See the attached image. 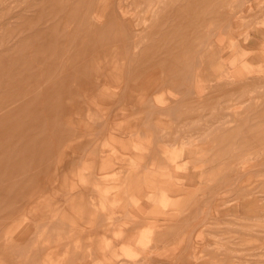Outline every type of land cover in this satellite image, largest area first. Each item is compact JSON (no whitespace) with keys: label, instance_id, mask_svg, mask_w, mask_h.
<instances>
[{"label":"rangeland","instance_id":"374dc122","mask_svg":"<svg viewBox=\"0 0 264 264\" xmlns=\"http://www.w3.org/2000/svg\"><path fill=\"white\" fill-rule=\"evenodd\" d=\"M0 111V264H264V0H0Z\"/></svg>","mask_w":264,"mask_h":264},{"label":"crops","instance_id":"0c3cea01","mask_svg":"<svg viewBox=\"0 0 264 264\" xmlns=\"http://www.w3.org/2000/svg\"><path fill=\"white\" fill-rule=\"evenodd\" d=\"M215 42H216V46L219 47L220 46L219 45L220 40L217 39V37L215 38ZM222 56H223V54H222ZM226 61L227 60H226V58L224 56V58L222 59L221 64L222 65H225L226 68H227V62ZM233 64H234V61H229V65H228L229 66V69H228V72H230V71L232 72V70H234L235 66ZM181 68H182V73H181V79H182V81L185 83L186 86L189 85V87H190V85H191V87L194 88V92H195L196 97L199 96V92L202 90L201 89L200 78L198 77V75H193V73H192V71L190 69V64L189 65H185V66L182 65ZM231 68H233V69H231ZM250 71H252V70L250 69ZM189 72L192 73L191 74L192 76H190ZM106 77L110 78V80H106L105 84H101L100 89H98L97 91L94 90L95 93L93 91V95L90 96V98L94 97V94L97 93V95H98L99 92H102V88L106 87V89H107V88H110L111 86L112 87L114 86L113 79L115 78V76L113 75V73L111 74V72H110V75L106 74ZM190 78H191V81L189 82ZM187 90H189V88H187ZM153 102H155V99H153ZM155 106H152V108L155 109ZM154 109H151V114H152V111H154ZM153 115H154V113H153ZM154 121L156 123L159 122L158 119H155ZM107 130H108V127H107ZM110 134L113 135V133H111V131H110ZM185 136H187V135H184L183 137H185ZM187 137H190V136H187ZM78 142L79 141H74L73 143L77 144ZM93 146H94V148H92L93 151H97L99 149L98 144H96L95 142L93 143ZM174 163H175V161L173 159L172 160H166V162H165V164H170V165L171 164L173 165ZM175 188L179 189L181 187L179 185H175ZM216 213H217L216 210H214L213 213L212 212L210 213V217H212V218L215 219L216 216H217ZM196 226H197V223L190 224V225H185L184 226V231H182V235H181V241L184 242L187 247H190L192 249V252H194L193 250H195L194 247L196 248V246H199V244L201 243L200 236H199L200 234H199V232L197 233L195 231V227ZM158 235H159V238H163L164 236H166V234L164 232H159ZM130 238H131V232H124L122 234V236H121V240L122 241H128ZM156 247H157V244L154 242V243H152V244L149 245L148 250H151L152 251ZM142 251L146 252L147 251V248L143 249ZM147 252H149V251H147ZM117 255L118 254L115 252L114 255H113L114 257L112 259V260H115V262H113L111 264H158L155 261L153 262V257L150 254H149V258H146V259H143V258L134 259L131 262H128V261H124L123 262V260H121ZM179 256L182 258L180 264H193L192 263L193 262V258L192 257H189V256L182 257L181 255H179Z\"/></svg>","mask_w":264,"mask_h":264},{"label":"bare ground","instance_id":"6f19581e","mask_svg":"<svg viewBox=\"0 0 264 264\" xmlns=\"http://www.w3.org/2000/svg\"><path fill=\"white\" fill-rule=\"evenodd\" d=\"M151 2H152V1H151ZM195 9H196V8H195ZM96 11H97V10H96ZM93 15H94V13H93ZM99 15H100V14H99ZM102 15H103V14H101V17H102ZM132 15H133V14H132ZM139 19H140V18H139ZM94 20H95V18H94ZM97 20H98V19H97ZM99 21H101V19H99L98 22H99ZM138 22H140V21H138ZM140 23H141V22H140ZM117 24H118V22H117ZM31 83H32V82H31ZM23 99H24V98H23ZM25 99H26V98H25ZM6 110H7V109H6ZM2 111H4V110H2ZM2 111H0V113H1ZM2 113H3V112H2ZM147 254H148V253H147ZM144 259H145V258H144Z\"/></svg>","mask_w":264,"mask_h":264}]
</instances>
